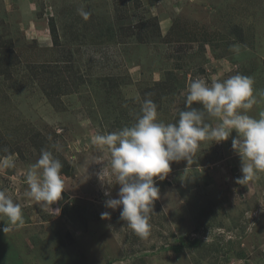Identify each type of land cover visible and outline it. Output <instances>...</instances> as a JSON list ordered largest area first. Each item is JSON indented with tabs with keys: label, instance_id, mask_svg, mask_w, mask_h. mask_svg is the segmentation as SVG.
I'll list each match as a JSON object with an SVG mask.
<instances>
[{
	"label": "rangeland",
	"instance_id": "rangeland-1",
	"mask_svg": "<svg viewBox=\"0 0 264 264\" xmlns=\"http://www.w3.org/2000/svg\"><path fill=\"white\" fill-rule=\"evenodd\" d=\"M54 63L67 67L68 88L52 104L46 92L59 90L40 67ZM237 73L255 81L247 114L258 117L264 0H0V158L14 154L12 166L0 159V190L24 218L3 232L0 217V264H264V172L235 183V132L201 141L189 164L172 162L154 178L147 237L104 207L119 185L102 172L108 151L92 143L134 123L147 94L158 119L175 123L192 79ZM41 149L63 164L65 191L51 205L58 216L24 194Z\"/></svg>",
	"mask_w": 264,
	"mask_h": 264
},
{
	"label": "clouds",
	"instance_id": "clouds-1",
	"mask_svg": "<svg viewBox=\"0 0 264 264\" xmlns=\"http://www.w3.org/2000/svg\"><path fill=\"white\" fill-rule=\"evenodd\" d=\"M78 15L87 21L91 12L81 8ZM254 84L253 77L239 73L211 82L196 77L187 87L185 107L175 123L165 124L158 119V106L147 94L134 123L95 134L92 143L109 153V163L102 172L107 168L114 178L112 185H119L117 197L106 199L104 207L120 209V219L126 226L140 237H147L153 203L159 198L154 178L163 180L172 162L185 160L189 164L201 141L224 142L233 132L236 135L231 147L241 161V176L235 183L244 185L258 178V173L264 172V111L258 117L247 114L258 102ZM258 95L264 98V90ZM207 119H214L215 124ZM0 159L4 166H12L14 154L9 152ZM62 168V162L51 151L41 149L39 159L29 166L25 177V196L41 203L53 216L60 214V208L51 205L60 201L65 191ZM104 195L111 194L106 191ZM0 217L7 220L3 232L24 223L21 205L5 190H0ZM109 218V211L101 213L102 220Z\"/></svg>",
	"mask_w": 264,
	"mask_h": 264
},
{
	"label": "trees",
	"instance_id": "trees-1",
	"mask_svg": "<svg viewBox=\"0 0 264 264\" xmlns=\"http://www.w3.org/2000/svg\"><path fill=\"white\" fill-rule=\"evenodd\" d=\"M67 67L61 66V63H54L53 65H41L40 69H42V74L45 76L46 81L54 82V87H56L57 90L55 93L52 92H46L47 98L50 100V102L53 104L54 97L57 98L62 96V94L65 93L66 89L68 88L67 85V76L65 74L67 73L64 69ZM50 84V83H47Z\"/></svg>",
	"mask_w": 264,
	"mask_h": 264
}]
</instances>
